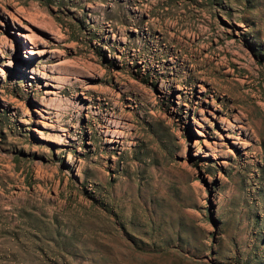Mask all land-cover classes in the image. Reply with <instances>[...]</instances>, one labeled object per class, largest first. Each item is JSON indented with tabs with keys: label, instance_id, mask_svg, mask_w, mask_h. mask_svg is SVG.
Returning <instances> with one entry per match:
<instances>
[{
	"label": "rangeland",
	"instance_id": "obj_1",
	"mask_svg": "<svg viewBox=\"0 0 264 264\" xmlns=\"http://www.w3.org/2000/svg\"><path fill=\"white\" fill-rule=\"evenodd\" d=\"M0 264H264V0H0Z\"/></svg>",
	"mask_w": 264,
	"mask_h": 264
},
{
	"label": "bare ground",
	"instance_id": "obj_2",
	"mask_svg": "<svg viewBox=\"0 0 264 264\" xmlns=\"http://www.w3.org/2000/svg\"><path fill=\"white\" fill-rule=\"evenodd\" d=\"M225 122H226V121H225ZM227 123H228L227 126H229V122H227ZM230 123H231V122H230ZM238 128H244V126L239 124V125H238ZM228 136H231V135L228 134Z\"/></svg>",
	"mask_w": 264,
	"mask_h": 264
}]
</instances>
